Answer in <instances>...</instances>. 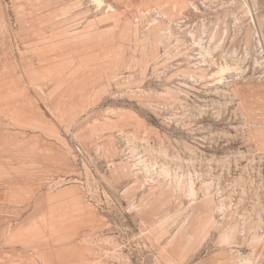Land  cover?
I'll return each mask as SVG.
<instances>
[{"label":"rangeland","instance_id":"374dc122","mask_svg":"<svg viewBox=\"0 0 264 264\" xmlns=\"http://www.w3.org/2000/svg\"><path fill=\"white\" fill-rule=\"evenodd\" d=\"M0 264H264V0H0Z\"/></svg>","mask_w":264,"mask_h":264}]
</instances>
